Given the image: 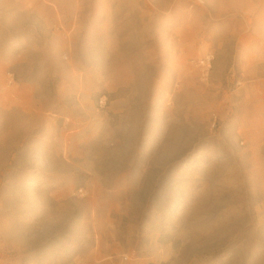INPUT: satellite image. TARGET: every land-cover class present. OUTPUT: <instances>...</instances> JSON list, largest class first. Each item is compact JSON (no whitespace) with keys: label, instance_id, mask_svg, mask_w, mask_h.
<instances>
[{"label":"rangeland","instance_id":"1","mask_svg":"<svg viewBox=\"0 0 264 264\" xmlns=\"http://www.w3.org/2000/svg\"><path fill=\"white\" fill-rule=\"evenodd\" d=\"M0 0V264H264V0Z\"/></svg>","mask_w":264,"mask_h":264},{"label":"bare ground","instance_id":"2","mask_svg":"<svg viewBox=\"0 0 264 264\" xmlns=\"http://www.w3.org/2000/svg\"><path fill=\"white\" fill-rule=\"evenodd\" d=\"M246 1H247V0H240V1H238V2H233V1H232L231 4H232V7L235 8V7H240V5L243 6V5L245 4Z\"/></svg>","mask_w":264,"mask_h":264}]
</instances>
